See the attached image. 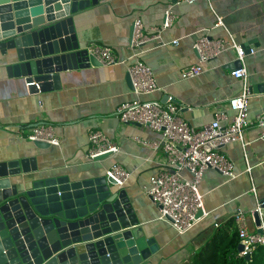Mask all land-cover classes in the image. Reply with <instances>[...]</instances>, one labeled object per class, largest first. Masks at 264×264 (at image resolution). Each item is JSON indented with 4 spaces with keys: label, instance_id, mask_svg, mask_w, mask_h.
<instances>
[{
    "label": "crops",
    "instance_id": "crops-1",
    "mask_svg": "<svg viewBox=\"0 0 264 264\" xmlns=\"http://www.w3.org/2000/svg\"><path fill=\"white\" fill-rule=\"evenodd\" d=\"M169 6L175 20L161 33L162 41L169 45L148 44L135 57L129 48L133 21L140 19L145 29L159 27ZM217 18L222 26H216ZM73 25L82 49L107 47L118 63L67 70L60 74L59 89L30 96L21 79L10 77L0 52V161L28 158L31 168L77 178L105 176L112 164L120 165L130 176L118 189L126 192L144 235L156 246V252L142 264H192L215 234L230 230L239 211L245 215L249 232L264 229V207L259 209L264 201V129L250 127L242 143L223 148L233 165V179L210 169L204 171L198 191L206 215L191 230L178 235L159 219L158 207L141 190L151 176L167 170L160 134L143 126L121 124L116 114L118 106L126 102L165 103L171 97L179 108V118L190 126L201 128L216 114L226 116L221 122L225 126L233 116L227 102L243 85L231 75L237 68L234 50L227 47L202 64L201 75L181 78L182 70L198 64L192 46L202 36L225 42L231 39L254 50L242 62L251 91L248 119L253 121L264 113V91L256 89L264 84V0H198L172 6L170 0H100L75 14ZM173 40L176 45L170 44ZM137 58L150 68L159 91L133 93L127 68ZM37 125L51 126L59 145L38 149L28 141L27 134ZM92 130L101 131L119 152L89 160L88 133ZM180 176L189 177L185 172ZM256 210L259 226L252 216Z\"/></svg>",
    "mask_w": 264,
    "mask_h": 264
},
{
    "label": "water",
    "instance_id": "water-1",
    "mask_svg": "<svg viewBox=\"0 0 264 264\" xmlns=\"http://www.w3.org/2000/svg\"><path fill=\"white\" fill-rule=\"evenodd\" d=\"M99 1L0 0L3 63L10 77L38 86H26L30 96L59 89L60 74L67 70L100 66L80 47L73 25L75 14ZM241 66L237 61L236 69ZM256 89L263 92L264 84ZM33 143L38 149L48 147ZM118 188L105 176L49 174L31 168L28 158L0 161V264L148 261L156 246L144 235L126 192ZM263 207L264 201L259 203ZM252 216L259 226L258 210ZM237 251H243L241 244Z\"/></svg>",
    "mask_w": 264,
    "mask_h": 264
},
{
    "label": "built area",
    "instance_id": "built-area-1",
    "mask_svg": "<svg viewBox=\"0 0 264 264\" xmlns=\"http://www.w3.org/2000/svg\"><path fill=\"white\" fill-rule=\"evenodd\" d=\"M198 0H170L171 6L177 4L191 5ZM213 0H207L208 3ZM175 20L171 7L163 12L162 24L159 27L145 29L140 19L132 23L129 48L137 57L142 53L143 47L155 44L156 47H165L168 43L162 41L161 33L170 28ZM216 26H222V21L217 18ZM176 45L177 41L170 42ZM193 50L197 55L198 64L185 68L181 72L182 79L195 78L202 74V64L216 58L225 48L229 47L236 53L238 62H243L246 54L254 53V50L245 49L233 40H210L202 36L193 44ZM101 66H111L118 63L117 58L109 48L92 46L88 48ZM132 91L136 95L151 94L159 91L152 71L138 58L127 68ZM231 75L242 81L241 92L230 98L227 107L233 112V116L223 126L221 122L227 120L224 114H216L214 119L202 126L194 128L184 122L178 116L179 108L173 99L168 97L165 103L158 101L126 102L118 106L117 118L121 124H134L155 131L161 136V149L165 158L166 171L160 172L148 179L141 190L158 207L159 219L167 222L178 235L191 230L206 215L203 210L202 196L198 191L205 170H213L223 177L233 179V165L223 152V148L233 142L242 143L244 132L250 127L264 129V113L255 116L253 121L248 119V100L251 91L247 85V72L242 65L235 69ZM27 87L36 85L34 82L26 83ZM37 89L38 86L36 85ZM30 142H44L49 146H58L59 140L51 126L37 125L26 136ZM261 139L264 140V134ZM89 147L87 158L97 160L104 155H113L119 152V147L99 130L88 133ZM147 145L146 142H141ZM156 149L157 146H152ZM188 174V179L181 177V173ZM130 174L120 165L114 163L105 172V177L115 182L117 187H122ZM254 192V189H251ZM200 213V214H199ZM234 224L239 238V244L243 246L240 256L249 255L256 247L264 250V229L261 233L249 232L246 218L242 212L233 216Z\"/></svg>",
    "mask_w": 264,
    "mask_h": 264
},
{
    "label": "trees",
    "instance_id": "trees-1",
    "mask_svg": "<svg viewBox=\"0 0 264 264\" xmlns=\"http://www.w3.org/2000/svg\"><path fill=\"white\" fill-rule=\"evenodd\" d=\"M230 227V230L215 234L197 254L192 264H264L262 247H256L248 255V259L238 255L239 238L234 221L230 223Z\"/></svg>",
    "mask_w": 264,
    "mask_h": 264
}]
</instances>
